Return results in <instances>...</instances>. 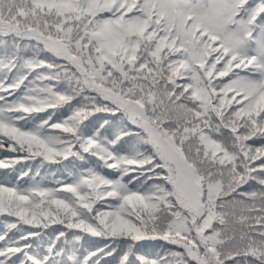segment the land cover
I'll list each match as a JSON object with an SVG mask.
<instances>
[{"label": "snow or ice", "instance_id": "obj_1", "mask_svg": "<svg viewBox=\"0 0 264 264\" xmlns=\"http://www.w3.org/2000/svg\"><path fill=\"white\" fill-rule=\"evenodd\" d=\"M0 264H264V0H0Z\"/></svg>", "mask_w": 264, "mask_h": 264}]
</instances>
